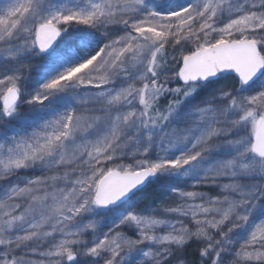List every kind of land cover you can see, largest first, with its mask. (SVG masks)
I'll return each instance as SVG.
<instances>
[{"label": "snow or ice", "instance_id": "6c2138e0", "mask_svg": "<svg viewBox=\"0 0 264 264\" xmlns=\"http://www.w3.org/2000/svg\"><path fill=\"white\" fill-rule=\"evenodd\" d=\"M0 264H264V0H0Z\"/></svg>", "mask_w": 264, "mask_h": 264}, {"label": "rangeland", "instance_id": "374dc122", "mask_svg": "<svg viewBox=\"0 0 264 264\" xmlns=\"http://www.w3.org/2000/svg\"><path fill=\"white\" fill-rule=\"evenodd\" d=\"M202 190L207 191V189H202ZM169 202H171V200H169ZM194 247H195V246H193V248H194ZM191 253H192V248L189 249V260H190V261H195L196 257L193 256V255H191Z\"/></svg>", "mask_w": 264, "mask_h": 264}]
</instances>
